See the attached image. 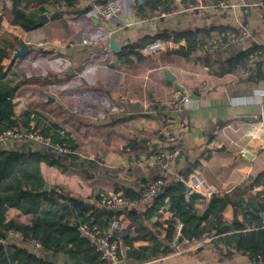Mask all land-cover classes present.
Returning <instances> with one entry per match:
<instances>
[{
    "label": "crops",
    "instance_id": "obj_1",
    "mask_svg": "<svg viewBox=\"0 0 264 264\" xmlns=\"http://www.w3.org/2000/svg\"><path fill=\"white\" fill-rule=\"evenodd\" d=\"M103 1L27 3L25 11L36 22L43 13L48 19L26 30L9 21L5 8L12 0H1L0 98L13 100L15 125L34 126L71 145L66 155L19 144L15 150L57 160L60 165L40 163L48 189L88 207L101 192L122 187L138 198L165 173L162 186L183 182L187 191L188 178L197 175L215 188L189 200L185 191L191 236L177 231L183 220L169 196L155 212L157 197L153 209H132L141 214L135 219L127 211L122 226L131 250L155 255L140 261L126 253L125 264H264V250H241L233 238L264 229L263 5L117 0L121 11L105 19L96 9ZM138 41L145 61L119 64L125 47ZM22 42L28 50L18 55ZM153 42L160 48L148 54L145 47ZM253 47L248 59L227 62ZM179 91L189 100L181 103ZM160 151L168 170L161 161L151 163ZM5 214L6 221L26 219L13 206ZM6 243L28 249L16 237ZM41 256L52 264H85L45 248Z\"/></svg>",
    "mask_w": 264,
    "mask_h": 264
},
{
    "label": "trees",
    "instance_id": "obj_2",
    "mask_svg": "<svg viewBox=\"0 0 264 264\" xmlns=\"http://www.w3.org/2000/svg\"><path fill=\"white\" fill-rule=\"evenodd\" d=\"M43 1L12 0L11 7L5 8L10 23L21 25L26 30L36 28L38 26L37 22L26 13L25 6L30 2L41 3ZM55 1H65L68 5L74 3V0ZM143 45V41H138L125 47L118 63L134 65L145 61L147 57L140 50ZM254 49L253 47L240 50L227 62L236 63L243 58L248 59ZM13 115V100L11 98H0V132L15 124L12 118ZM42 161L60 165L57 160H52L51 157L41 152L0 149V264H52L37 257L27 248L7 244L4 239L5 232L9 228L22 232L25 239H38L45 249L61 252L66 257L68 256L76 261L85 264H108L100 258V253L91 246L89 238L83 236L79 229L74 226L77 221L80 223L89 222L90 224L99 223L106 226L104 220L106 212L86 214V208L75 199L67 200L55 189L45 190L46 181L42 176L40 167ZM186 189L187 186L183 182L162 186L156 195L157 202L153 210V212L157 211L160 208L159 206L163 204L164 199L169 196L172 200V209L179 213L184 223L181 236H191L193 234L190 226L192 213L183 204ZM119 190H123L129 197L132 196V191L129 188L116 189V191ZM9 206L18 208L26 215V219L22 221L9 219L6 221L5 210ZM151 209L153 208L151 207ZM128 214L133 219L141 215L133 210H129ZM193 226L196 229L198 228L196 223ZM222 230L219 229L220 232ZM233 238H235V240H232L236 241L237 248L241 250L256 251L261 254L264 250V229L235 234ZM124 240L125 242H131L127 238H124ZM127 253L129 257L140 261L150 259L155 255L146 252V250L135 248Z\"/></svg>",
    "mask_w": 264,
    "mask_h": 264
},
{
    "label": "built area",
    "instance_id": "obj_3",
    "mask_svg": "<svg viewBox=\"0 0 264 264\" xmlns=\"http://www.w3.org/2000/svg\"><path fill=\"white\" fill-rule=\"evenodd\" d=\"M176 3H181L183 0H174ZM259 5H263L264 0H258ZM97 12L101 17L105 19H111L121 11V5L117 0H104L98 3L96 6ZM39 45L46 46L45 42H39ZM160 48L159 42H153L145 47V51L148 54L155 53ZM178 100L182 103L189 100V96L185 93L178 92ZM170 141L175 137L169 136ZM30 146L31 148L48 149L56 152L58 155H66L71 152V145L67 140L54 139L51 135H46L38 130L36 127H22L20 125H13L0 132V149L10 147L12 150L17 149V145ZM179 150H174L173 156L177 155ZM166 154L162 151L157 153L151 163L154 161L163 162L164 167L169 169L168 163L163 161V157ZM166 177V173L163 177ZM162 176L147 183L143 189L141 196L138 198H130L123 191H110L101 192L98 195V200L95 206H85L86 214L94 212L105 211L106 215L104 220L106 226H102L99 223L90 224L89 222H81L79 224V231L83 236H86L90 240L91 246L100 253V258L111 264H125L124 260L126 253L131 250L132 246L127 244L124 240L123 232V220L125 219V213L129 210L141 211L142 208L149 209L159 192L160 187L164 184V178ZM188 190L186 191V199L189 200L196 192H202L209 196L215 188L210 186L203 178L194 175L187 180ZM177 231L181 233L183 223L179 221L176 224ZM16 237L22 242L24 241L28 246V250L37 255V257L44 259L41 256V252L44 250V246L41 241L35 238L25 239L24 234L14 228L6 230L7 238ZM185 241H189L185 239ZM27 248V247H26Z\"/></svg>",
    "mask_w": 264,
    "mask_h": 264
},
{
    "label": "water",
    "instance_id": "obj_4",
    "mask_svg": "<svg viewBox=\"0 0 264 264\" xmlns=\"http://www.w3.org/2000/svg\"><path fill=\"white\" fill-rule=\"evenodd\" d=\"M48 19V16L47 14L43 13L41 14L37 24H42L44 22H46ZM111 47L115 50H119V47L116 45L115 43V40L113 38H111ZM28 50V46L26 45V43L22 42L21 43V48L20 50L17 52L18 55H23L24 53H26ZM166 74H167V79L170 80V81H173L174 80V76L170 73V71H166ZM182 89V88H181ZM48 187H49V184L48 183H45V186H44V189L45 190H48ZM79 224L80 222H76V224L74 225L75 228H78L79 227Z\"/></svg>",
    "mask_w": 264,
    "mask_h": 264
}]
</instances>
